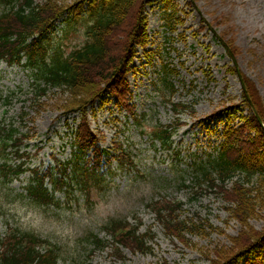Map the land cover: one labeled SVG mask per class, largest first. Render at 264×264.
Instances as JSON below:
<instances>
[{
    "label": "rangeland",
    "instance_id": "1",
    "mask_svg": "<svg viewBox=\"0 0 264 264\" xmlns=\"http://www.w3.org/2000/svg\"><path fill=\"white\" fill-rule=\"evenodd\" d=\"M58 1L73 5L83 0ZM172 2L183 9L174 30L164 20V0H151L146 5V49H158L159 53L148 58L146 49L138 46L131 64L134 68L127 76L130 104L142 117L147 135L141 133L142 128H134L131 120L130 127L112 120L113 125L106 126L109 114L99 107L101 100L91 109L92 127L104 135L98 145L110 150L114 141L126 143L134 165L124 164L125 169H119L116 159L107 162L111 151L101 168L108 171L105 179L92 181L89 190L75 186L61 211L40 207L20 192H24L33 169L44 171L56 162L55 157L61 161L71 157L72 131L79 122L77 113L63 114L70 107L71 95L56 87L41 94L30 69L0 62V121L8 129H17L19 135L28 133L32 137L21 144L23 155L15 154L16 149L8 150L9 162H24L26 171L9 185L0 179V240L15 228L40 234L57 243L62 254L59 264H213L216 250L234 246L233 238L245 225L231 216L221 196L200 178L197 166L210 154H217L232 117L237 125L243 115L251 114L242 101L240 77L253 82L264 98V0ZM6 9L0 5V14ZM85 26L76 23L70 29L61 18L46 44L49 48L61 45L65 53H70L84 43ZM213 31L224 37L234 58ZM144 59L147 66L141 68ZM164 63L176 70L167 75L166 81L162 80ZM234 64L240 77L232 71ZM166 83L174 84V93ZM171 101L188 108L177 116ZM235 105L231 117L227 107ZM119 116L128 119L127 110L123 108ZM177 117L183 124L172 136L171 147L152 142L148 134L172 125ZM63 195L58 193L59 197ZM152 201L162 207H178L181 219L198 220L200 216L213 228L206 226L202 235L185 233L183 243L167 234ZM112 218L130 227L139 226L141 233L152 236L148 244L153 250L143 253L122 247L119 259L116 249L111 250L112 237L101 230ZM250 224L263 230L264 210ZM88 233L98 234L108 246L94 250V244L88 243Z\"/></svg>",
    "mask_w": 264,
    "mask_h": 264
},
{
    "label": "trees",
    "instance_id": "2",
    "mask_svg": "<svg viewBox=\"0 0 264 264\" xmlns=\"http://www.w3.org/2000/svg\"><path fill=\"white\" fill-rule=\"evenodd\" d=\"M0 1L12 7L0 17V59L5 58L10 63L20 64L25 56L26 64L34 68L38 79L70 93L69 110L82 112L79 140L76 142L77 149L72 160L74 174L69 175V163L57 170L50 168L45 173L36 171L27 190L32 201L37 204L61 206V200L57 199L55 192L71 188L75 177L87 183L90 179L89 169L92 168L94 172L96 165L101 162L102 152L99 147H94L98 138L91 129L87 106L102 92L109 90L132 111L127 99L130 89L126 73L135 54V45H147L143 17L146 0H86L89 3L86 10L82 8L83 2L69 7L58 0ZM64 10L69 11L70 15L75 13V19H69L71 23L82 18L87 24L86 44L82 50L74 51L69 56H65L62 47L49 48L46 44L50 40L49 37L47 39V29L56 17L64 14ZM245 84L252 101L249 102L245 93L244 101L251 114L241 117L237 126L229 124L218 153L210 155L207 161H200L197 166L202 179L207 180L209 186L228 203L226 209L232 217L245 225L239 236L233 238L234 246L216 250L213 264H237L245 255L248 257L244 264H264V229L257 230L250 224L252 219L258 217L259 211L264 210V127L258 119L259 116L264 123V98L251 81H245ZM46 87H41L43 94ZM174 106L177 111L187 108L182 103H175ZM232 113L233 111L230 112ZM16 133L13 128L5 131L0 126V155L8 147L22 143L27 137L26 134L17 137ZM171 134L165 131L164 137L160 133L157 135L161 139L169 140ZM92 148L93 158L85 157ZM120 156L122 161L133 164L134 161L128 153L123 152ZM90 159L94 160L95 165H88ZM24 170L21 165L12 169L7 163L0 164V172L5 177L8 172L12 173L8 181L17 178ZM47 176L52 184V191L45 186ZM151 205L155 207L158 220L167 234L183 243H186L185 233L202 235L206 226L213 228L198 215V220L181 219V213H177L178 207H162L157 202ZM103 228L118 244L134 252L153 250V246L148 244L153 237L147 233L141 234L139 226L130 227L126 222L111 219ZM88 240L98 247L105 245L93 233L89 234ZM46 242L30 233L18 232L10 235L5 241V250L0 255V264H57L59 255L55 247ZM44 243L48 247L45 252H40L37 246ZM120 250L121 247L117 246L115 255L118 257L122 255Z\"/></svg>",
    "mask_w": 264,
    "mask_h": 264
}]
</instances>
